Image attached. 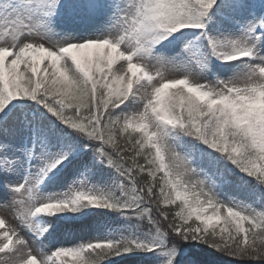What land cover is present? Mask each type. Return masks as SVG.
Segmentation results:
<instances>
[{
	"label": "snow or ice",
	"instance_id": "snow-or-ice-1",
	"mask_svg": "<svg viewBox=\"0 0 264 264\" xmlns=\"http://www.w3.org/2000/svg\"><path fill=\"white\" fill-rule=\"evenodd\" d=\"M264 264V0H0V264Z\"/></svg>",
	"mask_w": 264,
	"mask_h": 264
},
{
	"label": "trees",
	"instance_id": "trees-1",
	"mask_svg": "<svg viewBox=\"0 0 264 264\" xmlns=\"http://www.w3.org/2000/svg\"><path fill=\"white\" fill-rule=\"evenodd\" d=\"M202 259H205V260H213V261H216L217 264H224V262H227V261H230V258L228 257H224L218 253H211L210 256H203L201 257ZM231 264H237V262H231Z\"/></svg>",
	"mask_w": 264,
	"mask_h": 264
}]
</instances>
